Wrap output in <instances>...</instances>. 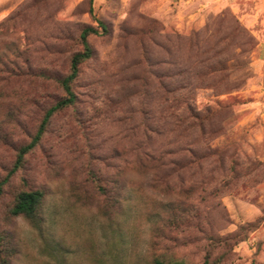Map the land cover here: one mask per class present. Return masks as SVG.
I'll list each match as a JSON object with an SVG mask.
<instances>
[{
	"label": "rangeland",
	"instance_id": "1",
	"mask_svg": "<svg viewBox=\"0 0 264 264\" xmlns=\"http://www.w3.org/2000/svg\"><path fill=\"white\" fill-rule=\"evenodd\" d=\"M262 68L264 0H0V264H264Z\"/></svg>",
	"mask_w": 264,
	"mask_h": 264
},
{
	"label": "trees",
	"instance_id": "2",
	"mask_svg": "<svg viewBox=\"0 0 264 264\" xmlns=\"http://www.w3.org/2000/svg\"><path fill=\"white\" fill-rule=\"evenodd\" d=\"M98 24L100 28L103 31H105L104 24L101 21H98ZM98 33H99L98 29L94 27H87L82 31L80 38L83 45V50L81 52L74 54L71 60L70 72L61 81V85L63 90L65 91L66 97L61 101L57 102L55 105H53L51 108H49L46 111L36 133L30 140V142L27 143L26 145H23L19 149L17 159L15 161V164L13 165V168L9 172V175L13 174L15 171L19 169L20 166H22L25 155L28 154L31 150H33L41 141L53 114L58 110H61L67 106L74 104V102L76 101V95L72 89V84L79 75L81 64L86 60H88L93 54V49L90 46L88 40L89 36L97 35ZM42 201H43V193L41 191L39 190L22 191L18 194L11 212L13 215L16 216L21 215L27 218L28 220L34 222L36 221L37 214L42 204ZM1 240L2 238L0 236V245H1ZM2 264H7V263L3 261ZM153 264H184V262L175 261V262L167 263L160 259H156ZM203 264H210V262L208 260H205Z\"/></svg>",
	"mask_w": 264,
	"mask_h": 264
},
{
	"label": "crops",
	"instance_id": "3",
	"mask_svg": "<svg viewBox=\"0 0 264 264\" xmlns=\"http://www.w3.org/2000/svg\"><path fill=\"white\" fill-rule=\"evenodd\" d=\"M260 77L259 82L257 83V89H258V99L255 100V105H253V114H257L261 117L262 120H264V103L262 102V99L264 100V68L260 69V71L257 70Z\"/></svg>",
	"mask_w": 264,
	"mask_h": 264
}]
</instances>
